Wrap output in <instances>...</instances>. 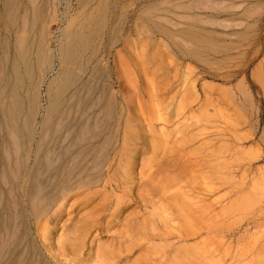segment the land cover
I'll list each match as a JSON object with an SVG mask.
<instances>
[{
    "label": "rangeland",
    "instance_id": "obj_1",
    "mask_svg": "<svg viewBox=\"0 0 264 264\" xmlns=\"http://www.w3.org/2000/svg\"><path fill=\"white\" fill-rule=\"evenodd\" d=\"M34 1H36L35 4ZM105 1L106 0H13L15 5L19 6L17 10L18 15H17L16 26L10 25L8 19L5 16L4 8L7 4V0H4V2L2 0L0 2V7H1L0 8V16H1L0 17V61H1L0 73L2 69L6 68L5 70L2 71V74L5 71V73L12 76L13 73L11 72L12 70L10 69L12 62L14 61L13 59H15V61L18 60V58H15V56H17V54L19 53L17 47L21 49L20 47L22 44L20 45V43H22V40L20 39L22 37H23L22 39L26 38L28 33L32 37L31 38L30 35H28L27 37L29 39V44L34 41L33 43L30 44L33 47L32 49L34 51L43 48L46 51V53L47 51H49L48 53L52 52L49 55L54 56L53 57L54 64H52L51 69H48L47 71H45V73L44 72L39 73L40 71L38 69L34 70L36 71L34 72V79L35 78L39 79L40 77L41 80L39 82L40 88L38 90L40 102L38 109L39 116L38 115L36 116L35 130L37 134H36L35 143L39 139L37 137H39L38 136L40 131L39 124L41 121L43 109L45 108V105L48 102L47 101L48 98L46 97V90H45L47 83L55 76L57 77L58 75L57 48H59L60 43H62L63 41V38L65 40V37L62 36L64 35L63 32L65 30L66 24L72 17H74L77 14V12H85V14H89L90 13L89 11H91L90 9L95 8L99 3H103ZM175 1L176 0H162V1L161 0H139V1L138 0H114V1L107 0L106 1V3L110 2L107 4L111 9L114 8L112 11L115 14L113 12L112 13L117 19V20L115 19L116 20L115 23L116 24L117 22L119 23L117 24L118 28L121 29L122 27L123 28L122 33L124 34L120 35V37L118 38L116 37L117 39L120 40L116 46L113 47L108 46L104 48L105 51H101L102 53L101 52L96 53V57L93 64L96 65L98 64V66H100L102 70L103 68L107 69L106 73L103 72L101 74L102 76L100 75L98 79V82L100 83L98 84L102 85V86L100 85L101 88L104 86L103 88L106 89L107 94L113 92L118 102L117 105L119 104L118 108L122 107V103L124 104L123 97L121 96V94L127 97L130 93L131 94L129 96L133 95L132 91L134 92V88L132 89L131 86L132 87L135 86L136 83L142 85L143 87L144 85H148V86L151 85L152 88L154 89L153 90L151 88L152 89L151 92L153 91L151 93L152 97L148 95L150 94V92H148L147 94V92L141 91V93H139L138 95L139 97L136 95L135 98L133 97V99H135L134 101H136V103L139 101L137 104L135 103V105L136 106L138 105L137 108L140 111L145 112L144 114L145 115L147 114L146 116L151 117L154 113V115L152 116L153 118L151 119L154 120L156 117L157 119L152 121V124L154 125L156 130H159L161 128L163 130L162 132H164L165 137L164 136L163 138L161 137L163 140L161 139L162 141L160 140V143L157 142L158 144L155 141L154 149L153 147L150 146L145 148V151L143 153L144 155L142 154L139 157V160L136 159L137 162L133 166V170L129 173L128 176H126V173L123 172L122 169L119 170V166H121L122 168V166L124 167L125 165L124 162L126 159L125 158L126 155H123L122 157L123 159H121L119 156H115L113 158L114 160H112L113 162L112 161L110 162V167L108 168V170L105 167L106 172L104 171V174H106L107 176L106 177L107 187L103 189L101 185H98L92 189L94 193L93 194L91 193V196L89 195L87 197L85 196L87 189L84 190V188L80 189L79 190L80 192L78 191L79 194L75 192V196L74 194L70 195L67 198L68 200L66 201V203L67 202L68 203L67 204L65 203L64 206H62V208L58 212L61 214L60 217L56 219V213H55L54 215L55 219L52 223L47 222L46 220L47 217L43 218L42 216L41 218L39 217V219L37 218L38 220L37 219L33 220L32 218H31L32 220L29 219L30 225H28V229L29 231H31L32 239L36 240L37 243L40 240L38 235L40 230L39 226H41L42 222L44 224L46 223L44 226L48 227L49 235L47 237L48 239L45 244H47L50 248H53L52 250L55 252L54 254L58 255L59 258L58 261L60 264H64L65 261L68 260V257L70 258L73 255L72 253L69 254L67 252L64 253V251H62L63 247L67 246L66 245L67 243L64 242L63 240L64 237H68L70 240L72 239L71 241L76 240L74 242L76 243L78 242L77 244H79L80 242L79 244L80 249L78 250L79 252H77L78 256L80 257L78 259V262L76 261V263L75 262L69 263L68 261H66L65 264H97L99 262L97 261V259H100V261H102L105 264H115V263L144 264V259L142 257V255H144L143 250L135 249L131 251V249H129L130 251L127 255L128 258L127 257L124 258L125 257L124 254H120L118 250L112 251L110 247L112 244L116 246L119 245V247L123 252L127 246L131 245L132 240L131 239H130L131 241L129 239L127 240V236H129L130 234L133 235V233L130 232L126 224L128 222L131 223L132 222L131 219H133V217H136L137 215H138L137 218L140 221H142L141 225L143 223H144L143 225H145L146 222L154 223L155 221L154 228L156 229V231H160V232L165 231L167 227L175 228L176 227L175 222L180 223L179 224L181 225L180 231L182 230V227H185L182 230V232L186 231L185 233L187 232L191 233L192 228L193 229L195 228L194 231L196 232L201 230L200 232H198L199 235H197L196 237L195 236L190 237L185 242H181V243L187 242L186 244L191 245L192 243L194 244L196 241H199L200 239L199 242H202L200 243V248L203 251L204 250L207 251L209 247H210L209 250L211 249L210 251L208 250V252L210 253L205 251L204 253L205 257L204 255L202 256L203 257L202 259H205L204 261L208 259L209 260L217 259L216 260L217 262H219L220 260L219 262L220 264H222V262L223 264H233L234 262L235 264H238V262H247L249 264L250 262L248 261L251 258V262L253 261L252 264H255V262L257 264L258 261L259 262L263 261L262 263L261 262L260 263L264 264V256H260V257L257 256V258L256 256L254 257V255L255 254L258 255V253L260 255H264L263 253L264 251L263 248L264 247L263 244L264 243V188H263L264 187L263 185L264 184V177H263L264 176V96H263L264 95V89H263L264 0H201V1L177 0L176 2ZM186 4H188V6ZM31 7H33V10L36 8L37 13L40 15L38 20L34 18L33 10H31L32 9ZM26 8L30 16V18L28 19V21L30 20L29 24H31L32 22L31 27L32 26L35 27L30 30L31 33L28 30L30 27L27 24H24L26 21H23L24 19H22ZM2 12L4 13V15ZM119 13L120 16L118 15ZM240 13H242L243 15ZM184 16H186V18H184ZM122 17H124L123 20H121ZM31 18L33 19L31 20ZM158 18L160 19V21ZM33 20H35V23L33 22ZM120 20L123 22H120ZM151 22H153V24ZM21 25L22 27H20ZM154 25L155 26L157 25L158 28L160 27V29L161 28H163V30L165 29L166 34L169 31L168 33L169 34L171 33L170 34L171 36H169V34H167L166 36L162 32H161L162 34L160 32L157 33L156 31H154ZM24 28L25 31L27 32L23 31ZM141 29L143 30L140 39L142 41L141 44H143V46L145 44L144 47L143 46L139 47V45L141 44H138L136 42L138 41L137 40L138 38L136 37L137 36L136 31L140 30L141 32ZM22 31L25 33H23ZM132 33H134L135 36ZM195 37L198 39H196ZM191 38L194 40V42ZM125 40L127 41V43ZM199 42H201L202 44ZM3 43H5L6 45ZM124 43H126L127 45H124ZM135 43L138 45H136V48H133L132 44L135 45ZM35 44H37V46H34ZM95 44L97 43L93 44V47L92 49H90V51L96 50L95 46L97 47L98 45ZM43 49L42 51H44ZM146 49L150 52H153V54L156 55L155 62L157 63V65L156 63L152 64L154 66L151 65L152 68L154 67L153 68L154 70L152 71L149 70L147 62L146 63L143 62L144 64L143 66L147 67L144 70L147 69L149 70V72L150 71L151 72L145 74L143 72L142 74L140 73V70L143 71L142 70L143 68L139 69V71L138 70L136 71L135 65L133 63V58L137 56H138L137 59L143 58L144 55L141 54L147 51ZM152 49L154 50L152 51ZM229 49L230 51H228ZM191 50H194L195 53L197 52L198 57L197 54H195L197 58L195 56H191V54L193 55L194 53V52L191 53L192 52ZM133 53H138V54L136 55ZM5 55L8 57H6ZM159 57L161 58L162 62L161 60H158ZM16 63L22 66V63L19 60L16 61ZM1 65L5 67L3 68ZM140 65L142 66V64ZM117 71L120 75V78H117ZM165 72L167 74H165ZM2 74H0V85L4 84L3 80H1ZM146 80L148 81L151 80L152 84H150L151 82L145 84ZM12 82H13V77L11 79V83ZM90 85L92 86V84ZM218 89L219 90L222 89L221 92ZM243 89L245 92L243 91ZM24 90L27 92L28 88H24ZM24 90H19V94L21 99L25 100L23 102H25L24 105H26L27 98ZM119 90L121 91V93L119 92ZM245 94L247 95L245 96ZM244 96L247 98H243ZM136 97H138L139 99H136ZM154 101L157 102V104L155 103V105H152ZM149 102L151 103L152 106L149 104ZM158 102L160 103V105ZM248 103L250 105H248ZM228 104L231 105L229 106ZM143 105L145 106L143 107ZM149 107L152 108L153 110L150 109ZM218 107L220 111H223L220 114H219L220 111L219 112L217 111ZM155 109L156 111H154ZM204 110H206L205 111L206 114L204 113ZM0 113H1V109H0ZM100 114H102L100 110H98L97 112L95 111L94 116L92 117L93 120L96 118L95 116L100 117L101 116ZM157 114L158 115L160 114L159 115L160 117H158ZM85 118L87 119V123L83 122L84 120H86ZM85 118H82L81 119L82 121L80 120L78 122L76 128L85 129V127L87 128V125L85 124H89V122L91 123L93 121L92 118L89 119L90 117L88 118L85 117ZM207 119L208 122L206 121ZM55 122H56V118H54V123ZM80 124L81 127H78L80 126ZM75 125H76V121H75ZM83 125H85V127ZM3 130L4 128L2 124V114H0V149L2 151H3L2 148L4 143L3 141H1L2 140L1 135L3 134ZM109 135L110 134L107 133V135L105 136H109ZM42 138L40 139V141L43 140L44 144L49 143L48 145L45 144L47 146L46 148L52 149L51 151L48 150L49 151L48 155H50L51 152L55 151L50 156L51 161L53 160L54 163L52 161V164H50L49 167L51 166L50 168H53L56 166L55 165L56 140L54 141L51 140V138H49L48 135L46 136V138L44 139ZM235 138L237 139L235 140ZM164 140H165L164 142L165 147L162 144ZM8 141L10 143L12 142V139L9 136H8ZM43 141H41L40 144H42ZM131 141L130 142L126 141L127 143L125 142L127 146L131 145L130 147H125L126 152H128L129 150L134 151V147L136 146V144L134 145L133 142ZM64 143L65 142H63L62 145ZM161 144L163 147L161 146ZM1 150L0 152H2ZM111 152L112 151H110V153ZM148 152H150L151 154ZM214 153L217 155H215ZM0 154H3L4 157L3 152ZM111 155L113 156L112 153ZM119 155H122V153H120ZM176 157L177 159L175 161ZM116 161L117 163L119 162L120 163L117 165ZM144 161L147 162V164ZM170 164L173 165L171 170L168 167V165ZM176 172L179 173L176 174ZM51 174H54V171H50V173H48V175ZM169 177L172 179L167 180L170 179ZM173 177H175V179H173ZM52 179L53 178H51L50 183L48 184L53 183L54 179L53 180ZM174 180H176L177 182L176 181L175 182L178 183V185L180 186H178L177 184L176 185L182 188L180 189L177 188ZM3 181L4 180L0 178V182H1L0 189L1 190L4 189L7 191V186L4 184L5 181L4 182ZM153 185L154 188L157 186V188L155 189L158 194L157 196L152 197V200L157 201L158 195L160 196L165 195V193L167 192L166 189L173 187L168 190L170 194L166 193L168 194L165 195L166 198L171 196L170 199H172L176 193V190L174 191V189L177 188L178 191L180 190L179 192L183 190L186 193L185 195L189 199L190 203H192V200H194L195 202L193 201L192 204L198 203L200 206L198 204H196L197 207L199 206L198 208L195 206V204L192 206V207L195 206L194 208L197 209V210L194 208L191 209L194 212L193 214L192 212H186V210L181 209L182 212L185 213L184 216L181 210H179L177 206L173 205L174 207H176L175 209L174 207L171 208L172 210L174 209L173 211H175L176 209L179 210L174 212L175 215V219L173 221L174 223L173 222L170 223L166 221L162 222L163 220L159 217V214L154 215L155 216L154 218L153 214L149 213L151 209L153 210L152 205L151 206L149 205V207L142 206L144 205L143 201H147L151 198L148 197V195L150 194L149 193L150 190L147 189H149V187H153ZM166 185H169L170 187ZM254 186L257 189L254 188ZM240 187L242 188V190H247V191L250 187H252L255 191L253 189L252 190L256 193V195H252L255 193L253 191H250L244 194L245 196L248 193L250 195V198L251 196L254 197L256 196L255 198L252 197L254 200L256 199L255 201H252V203H250L251 201H249L248 204L245 203L246 205L244 209L246 210L241 208L244 206L241 204L240 206L235 208L236 205L235 203L239 204L241 202V201L239 202L235 201L236 197L239 196L238 190L240 189ZM48 189H49V185L48 188L45 189V191H48ZM163 189L164 191L162 192ZM261 190H262V194L260 193ZM161 192L164 194H162ZM179 194L180 193H178L177 195ZM233 198L235 202L232 201ZM243 200L245 202L246 198L242 199V203ZM228 201L232 202V204L230 205V202ZM116 202H118V204ZM246 202H248V200ZM227 204L229 206H227ZM247 205H249L248 208L250 207L252 209H248ZM123 206L124 208H122ZM230 206L234 207L235 211L238 209V211L233 212L234 210ZM90 207L92 208L88 209ZM205 207L206 208L209 207V209L208 210L206 209L207 210L206 211L204 209ZM227 207L229 208L227 209ZM239 210L240 211L243 210V211L240 212ZM156 211L158 212V210ZM177 212H179V214ZM94 214H96L97 216ZM182 214L183 216H181ZM210 214L212 215L214 214L212 219ZM48 215H50V213H48L47 216ZM192 215L193 217L195 215L196 218L198 217V220H196V224H194L193 222L195 220V217L194 220L192 221L193 223L191 222L190 224V221L193 218L191 217ZM202 215L205 216L203 217ZM207 215L210 218H208ZM200 216L202 218L199 221ZM150 217L152 218L151 220ZM157 217H159L158 222L160 221V223L157 222ZM179 217L180 219L184 217V221L183 219L180 220ZM187 217L188 218L191 217V218L188 219ZM214 217L216 220L214 219ZM205 219L206 220L208 219L207 221L211 219L210 224L207 221H205ZM36 220L38 223L36 222ZM125 220L126 223H121L122 221L125 222ZM185 221H187V224ZM205 222L209 227H207L206 224L204 226H206L207 228L202 226L203 225L202 223ZM34 224L35 225L40 224V225H37L38 226L37 228V226L34 227L35 226ZM172 224H174L175 227L172 226ZM188 224L189 227L191 226L190 228L187 227ZM142 227L143 226H141V228ZM196 227H199V229L200 228L201 229L200 230L198 228L196 229ZM36 230L37 232H35ZM74 230L76 232H74ZM165 233L167 234L166 242L170 241L172 244H174V242L175 244L178 243L175 237L174 238L172 237L173 236L172 234L171 236L170 233L168 232L169 235L171 236L172 239L171 241L169 239L170 236L168 235V233L167 232ZM174 239L176 241H174ZM60 240H62V243ZM19 243L21 244L22 241H19ZM128 243H130V245ZM22 244L23 246L25 245L24 243ZM57 244H58V248L56 246ZM40 247L42 249V246ZM247 248L250 251L247 250ZM257 250L258 251L260 250L262 252L260 251L258 252ZM108 254L109 257L108 259H106ZM46 255L47 254L45 253V256ZM181 256L180 259L183 261L181 263H185V264H187L189 260L192 261L198 257L195 256V254L193 255L191 254V257L190 255H186L184 256L185 258H183V255ZM48 257L49 256L47 255L46 258ZM261 257L263 259H261ZM186 258L187 259L191 258V259L187 260ZM247 258L249 259L248 261ZM223 259L225 260L223 261ZM255 259H258V261L257 260L255 261ZM50 261L53 264H56V261L54 260H50ZM171 261L173 264H175L176 262L178 263L177 258L176 261L175 259ZM157 262H159V259ZM160 264H162V261Z\"/></svg>",
    "mask_w": 264,
    "mask_h": 264
},
{
    "label": "bare ground",
    "instance_id": "obj_2",
    "mask_svg": "<svg viewBox=\"0 0 264 264\" xmlns=\"http://www.w3.org/2000/svg\"><path fill=\"white\" fill-rule=\"evenodd\" d=\"M106 1L103 3H99L95 8L90 9L91 11H89L90 12L89 14H85V12H77V14L74 17H72L70 20L68 19L69 21L66 24L65 30L63 32L64 35L62 36V37H65V40L63 38L62 43H60V46L58 44L59 48H57V50H58V52H57L58 53V56H57V58H58L57 59L58 60V75H57V77L55 76L53 79H51L47 83V86L45 89L46 90V97L48 98L47 99L48 102L46 103L45 108L43 109L41 121L39 124V130H40L39 135H38L39 137H37L39 139H38V141H36V143H35V139H36L37 133L35 130V126H36V116L38 115V112H39L38 109H39V102H40L39 99L40 98H39L38 90L40 88L39 82L41 80H40L39 76H38L39 79L37 78L38 80L35 78L37 81L34 79V72H36L34 70L38 69L40 71L39 73H41V72L45 73V71H47L48 69H51L52 64H54L53 63V57L54 56L49 55L52 52L48 53L49 51H47V53H46V51L43 48L42 49L44 51H42V49H38V50L34 51L32 49L33 47L30 45L34 41L32 39L33 42L30 41L31 43L29 44V39L27 37L30 34L28 33L26 38L22 39L23 38L22 37L20 39V40H22V43H20V45L21 44L22 45H21V47L19 46L21 49H19L17 47V50L19 53L17 54V56H15V58H18V60L22 63V66H20L19 64L16 63V61H18V60L15 61V59H13L15 62L13 60H11L14 63L12 62L11 69H10V70H12L11 72L13 73L12 76L5 73V71L2 74V71L5 70L6 68L1 70V73H0V74H2L1 80H3V82H4L3 85H0V109H1L0 114H2V124H3V128H4L3 134L1 135V139H2L1 141H3L4 144H3V148H2L3 151L1 149L0 150L4 153V157H3V154H0V178H2V180L5 181V182L4 181L3 182L7 186V191L4 190L3 188H2L3 190L0 189L1 190V192H0V264H53L50 260H54V261H56V264H60L58 261L59 260L58 255L54 254L55 252L52 250L53 248H50L47 244H45L47 242V239H48L47 237L49 235L48 227L44 226L46 223L44 224L41 221L42 224H41V226H39L40 230L38 229L39 230L38 235H39V239H40L38 242L40 244L39 245L36 242V240L32 239V237H31L32 236L31 231H29V229H28V225H30L29 219L32 218L33 220H35L37 218L39 219V217L41 218V216H42L43 218L47 217V219L45 218L47 220V222L52 223L55 219L54 218L55 213H56V219L60 217L61 214L58 212L60 211L62 206H64V204L68 200L67 198L70 195L74 194V196H75V192L77 194H79L78 191L80 189L84 188V190L87 189L86 193L84 192L85 196L87 197L89 195L91 196V193L92 194L94 193V191L92 190L94 187H96L98 185H101V187L103 189H105L107 187L106 186L107 185V181H106L107 176H106V174H104V171L106 172V169L108 170V168L110 167V162L112 160H114L113 158L115 156H119L121 159H123L122 158L123 155H126V157H125L126 159L124 158L125 159V162H124L125 165H124V167L122 166V168H121V166H119V170L122 169L123 172L126 173V176H128L129 173L133 170V166L137 162L136 159L139 160V157L144 153L145 148L150 146V147H153V149H154L155 141H156V143L157 142L160 143V140L164 136V132H162L163 130L161 128L159 130H156L154 125L152 124V121L157 119L156 115H155L156 118L154 117L155 118L154 120L151 119V118H153L152 116L154 115V113H153V115L151 114L152 115L151 117L146 116L147 114L145 115L144 114L145 112H142L137 108L138 105L137 106L135 105L136 101H134L135 99H133V97L135 98L136 95L138 96L139 93H141V91L147 92V94H148V92H150V94H148V95L151 96V93L153 92V91L151 92V90L153 89L151 85H149L150 87L148 85H144V87H143L142 85L136 83L135 86H133V87L131 86L132 89L134 88V92L132 91L133 95L129 96L131 94L130 93L127 97V96H124L123 94H121V96L123 97L124 104L122 103V107L118 108L119 104L117 105L118 102H117L116 96L113 94V92L107 94L106 89L103 88L104 86L101 88L100 87L101 84H98V83H100V82H98L100 75L103 72L106 73L107 69L102 67L103 68V70H102L101 67L98 66V64L97 65L93 64L95 57H96V53L101 52V51H105L104 48H106L108 46L109 47L116 46L120 41L117 38L120 37V35L124 34V33H122L123 28L122 27H121V29L118 28L117 24H119V23L118 22H117V24L115 23V21L117 19L113 15L114 12L112 10L114 8L111 9L109 7V5L107 4L110 2L106 3ZM3 2H4V0H3ZM35 2L36 1H34V4H35ZM186 5L188 6V4H186ZM18 8H19V6L15 5L13 0H7V4L4 8L5 9L4 13H5L6 18L8 19L9 24L12 26L17 25L16 21H17V15H18L17 14ZM31 8H32L31 10H33V7H31ZM225 9H224V11H225ZM23 11H24V9H23ZM208 11H209V9H208ZM4 13H3V15H4ZM31 13H30V15H31ZM147 13H148V11H147ZM242 13H243V11H242ZM242 13H240V14H242ZM141 14H140V16H141ZM118 15L120 16V13ZM33 16L37 20L40 17V15L37 13L36 8L33 10ZM171 16H172V14H171ZM197 16H198V14H197ZM29 18H30V16H29L28 10L26 8L24 15H23V18H22V19H24L23 21H26V22L25 23L23 21L22 22L24 24H27L30 27L28 29L30 32V30L32 28H35V27L34 26L31 27L32 22H31V24H29V21H30V20L28 21ZM123 18L124 17H122L121 20H123ZM184 18H186V16H184ZM32 19L33 18H31V20ZM49 19H50V17H49ZM121 20H120V22H123ZM159 21H160V19H159ZM33 22L35 23V20H33ZM141 22H143V21H141ZM151 23L153 24V22H151ZM162 24H164V23H162ZM22 25L20 27H22ZM217 27H218V25H217ZM40 29H41V27H40ZM142 30L143 29H141V32H140V30H138V31L135 30L136 35H137L136 37L138 38L137 39L138 41H136V42L138 44H141V42H142L140 39V36L142 34ZM23 31H25V28L23 29ZM154 31H156L157 33L162 32L166 36H167V34H169L168 30H167L168 32L166 34L165 29L164 30H163V28L160 29V27L158 28L157 25L156 26L154 25ZM25 32H27V31H25ZM25 32H23V33H25ZM132 34H134V33H132ZM170 34H169V36H171ZM43 36H44V34H43ZM134 36H135V34H134ZM30 37H31V35H30ZM188 37H189V35H188ZM66 38H67V40H66ZM196 39H198V38H196ZM37 42H39V41H37ZM134 42H135V40H134ZM193 42H194V40H193ZM5 43H3V44H5ZM94 43H97L95 45H98V46L97 47L95 46V48H96V50L94 49L95 51H90V49H92ZM126 43H127V41H126ZM126 43H124V45H127ZM199 43H201V42H199ZM138 44H136V43H135V45L132 44V47L136 48V45H138ZM208 44H210V43H208ZM34 46H37V44H35ZM142 46H143V44L139 45V47H142ZM144 46H145V44H144ZM152 47H154V46H152ZM197 48H199V47H197ZM153 50L154 49H152V51ZM89 51H90V54H89ZM191 51H192L191 53L194 52V50H191ZM228 51H230V49ZM3 54H5V53H3ZM133 54L137 55L138 53H133ZM195 54H197V52L196 53L194 52L193 55L191 54V56L196 57ZM141 55H144L143 58L137 59L138 56L133 58V63L135 65L136 71L137 70L139 71V69H141V68H143L142 69L143 71L140 70V73H142V74H143V72H144V74L148 73L149 70L153 71L154 67L152 68L151 65L156 63L155 62V59H156L155 56L156 55L153 54V52H150L148 50L143 52V54H141ZM162 56H161V58H162ZM6 57H8V56H6ZM197 57H198V54H197ZM161 58L159 57L158 60H161ZM9 61H10V59H9ZM261 61H262V59H261ZM143 62H145V63L147 62L149 70H147V69L144 70L147 67L143 66L144 65ZM161 62H162V60H161ZM140 64H142V66ZM156 65H157V63H156ZM210 65H211V63H210ZM152 66H154V65H152ZM2 67L4 68L5 66H2ZM38 70H37V73H38ZM131 70H132V68H131ZM115 73H116V71H115ZM165 74H167V73L165 72ZM12 77H13V82L11 83ZM117 78H120L118 71H117ZM127 82H129V81H127ZM148 82H151V80L150 81L146 80L145 84ZM90 84H92V86ZM102 84H104V83H102ZM150 84H152V82ZM164 86H165V84H164ZM24 88H28L27 92L24 90ZM263 89H264V86H263ZM19 90H24L26 93L25 94L26 98H27L26 105H24L25 102H23L25 100H22L20 97ZM120 90H119V92L121 93ZM221 90H219V91L221 92ZM243 91H244V89H243ZM129 92H131V91H129ZM247 94H245V96ZM23 95H24V93H23ZM245 96L243 98H247ZM138 97H136V99H139ZM140 98H141V96H140ZM148 98H150V97H148ZM143 102H144V100H143ZM150 102H149V104L151 105L152 102L151 103ZM245 102H246V100H245ZM155 103L157 104V102L154 101L152 105H155ZM140 104H142V103H140ZM159 105H160V103H159ZM161 105H163V104H161ZM248 105H250V104L248 103ZM25 106H26V108H25ZM144 106L145 105H143V107ZM164 106H165V104H164ZM154 108H156V107H154ZM150 109H152V108H150ZM98 110H100L102 112V114H100L101 115L100 117L95 116L96 118L93 120L92 117L94 116L95 111L97 112ZM154 111H156V109ZM205 111L206 110H204V113L206 114ZM217 111L218 112L220 111L219 107H218ZM221 112H223V111H220L219 114ZM231 112H233V111H231ZM159 115H158V117H160ZM85 117H87V118L90 117L89 119L92 118L93 121L91 123L89 122V124H85V125H87V128L85 127V125H83L85 127V129L76 128L78 122L82 118H85ZM54 118H56L55 123H54ZM208 119L206 120L207 122H208ZM75 121H76V125H75ZM88 121H90V120H88ZM83 122L87 123V119L84 120ZM78 127H81V124ZM107 133L110 135L105 136V135H107ZM231 133H233V132H231ZM44 134H45V137H44ZM47 135L49 136V138H51V140H53V141L56 140V148H55L56 149V164H55L56 166L54 165L55 167H53V168H50L51 166L49 167V165L52 164V161H53V160L51 161L50 156L55 151L51 152V154L48 155L49 154L48 150H50V151L52 150V149L46 148L47 147L46 145H48L49 143L48 144L45 143L46 144L45 145L44 141L41 140V141H43V143L40 144V142H41L40 139L42 137L46 138ZM8 136L12 139L11 143L8 141ZM44 138H42V139H44ZM191 139H192V137H191ZM236 139L237 138H235V140ZM131 140H133V141H131ZM126 141H129V142L131 141V142H133L134 145L136 144L137 147L136 146L134 147V151L129 150L128 152H126L125 147L131 146V145L127 146ZM63 142H65V143L62 145ZM164 142H165V140L163 141L162 144L165 147ZM81 143H83V144H81ZM162 144H161V146H162ZM162 149H164V148H162ZM110 151H112L111 153L113 154V156L111 155ZM2 152H0V153H2ZM124 152H126V153H124ZM150 152H148V153H150ZM162 152H163V150H162ZM120 153H122V155H119ZM152 155H153V152H152ZM215 155H217V154H215ZM154 156H155V154H154ZM154 158H156V157H154ZM176 159H177V157L175 158V161H176ZM118 160H119V158H118ZM117 161H116V164L118 165L120 162L117 163ZM221 162H222V160H221ZM53 163H54V161H53ZM145 163L147 164V162H145ZM150 164H151V162H150ZM105 167H106V169H105ZM168 167L171 170L173 165L170 164V165H168ZM174 168H176V167H174ZM165 169H167V168H165ZM219 169H221V168H219ZM217 170H218V168H217ZM217 170H216V172H217ZM50 171H54V174L48 175V173H50ZM211 171H213V170H211ZM226 172H228V171H226ZM177 173H179V172H176V174ZM122 174H124V173H122ZM176 174H174V175H176ZM52 175H53V177H52ZM51 178H53L54 181H53V183L48 184V183H50ZM161 178H163V177H161ZM171 179L172 178L167 179V180H171ZM173 179H175V177H173ZM175 181L176 180H174V182ZM254 181H255V179H254ZM174 182H172V183H174ZM176 182H175V185L176 184L178 185V183H176ZM154 183H157V182H154ZM48 185H49V189H48V191H45V189L48 188ZM177 185H176L177 188H179V189L182 188V187H178L180 185H178V186ZM166 186L170 187L169 185H166ZM162 187H163V185H162ZM122 188H123V186H122ZM155 188H157V186ZM155 188L153 185V187H149V189H147V190H150V192H149L150 194L148 195V197L149 198L151 197V198L147 201H143L144 205H142V206L143 207H149V205L150 206L152 205L153 210L151 209V211H149V213L153 214V216L156 214H159V217L163 220L162 222L166 221V222L172 223L175 219L174 212L179 211L181 209L186 210V212H192V214L194 213L193 210H191V209H193L196 206V204H198V203H196V204L194 203L195 206L192 207L194 205V204H192L194 200H192V203H190L189 199L185 195L186 193L183 190H182L183 192L181 191L182 192L181 193V192H179L180 190L179 191L177 190V188L174 189V191L176 190L175 196H173V198L170 199L171 196L166 198L165 195H168L166 193H169L168 190L173 188V187H171L169 189L165 188L167 190L165 195H161V196L158 195L157 201H155V200H152V197H155L158 194ZM254 188H256V187L254 186ZM158 189H160V188H158ZM252 189L253 188L250 187L247 191V190H242V188L240 187V189H239L240 191L238 190L239 196L236 197L235 201L236 202L241 201V202L239 204L235 203L236 204L235 208H237L241 204V205H244L243 207H241L244 209L245 205L248 204L249 201H251L250 203H252V201L256 200V199L254 200L252 198L254 196H251V198H252V200H251L250 195L248 193H247V195L244 196V194H246V192H250V191L254 190V189L253 190ZM100 190H102V189H100ZM262 190H261V192L259 191L261 194H262ZM163 191H164V189L162 190V192ZM172 191H173V189H172ZM177 192L180 194L177 195L178 194ZM183 193H184V195H183ZM146 194H148V193H146ZM162 194H164V193H162ZM252 195H256V193L252 194ZM71 197H73V196H71ZM245 198H246V200H245V202L243 200V203H244L243 204L242 199H245ZM78 199H81V198H78ZM172 200H173V202H172ZM247 200H248V202H246ZM232 201L235 202L234 198L232 199ZM228 202H230V201H228ZM116 203L118 204V202H116ZM231 204H232V202H230V205ZM173 205L177 206L179 210L176 209L175 211H173L176 208ZM256 205H257V203H256ZM227 206H229V205L227 204ZM248 206L249 205H247V208H248ZM173 207H174V209L172 210L171 208H173ZM230 207H232V206H230ZM91 208L92 207H90L88 209H91ZM122 208H124V206ZM228 208L229 207H227V209ZM232 208H233V210L235 209L234 207H232ZM194 209H196V208H194ZM204 209L208 210L209 207L208 208L205 207ZM248 209H252V208L249 207ZM156 210H158L159 213ZM182 210H181V212H182ZM244 210H246V209H244ZM88 211H90V210H88ZM236 211H238V209ZM236 211L234 210L233 212H236ZM241 211H243V210H241ZM155 212H157V213H155ZM197 212H199V211H197ZM197 212H196V215H197ZM48 213H50V215L47 216ZM177 213L179 214V212H177ZM206 213H203V214H206ZM183 214L185 216V213H183ZM183 214L181 216H183ZM94 215H96V214H94ZM210 215H211V219H212L214 214L213 215L210 214ZM137 217H138V215L136 217H133V219H131L132 220V222L130 221L131 223L128 222L126 224L128 229L130 230V232L133 233V235H131L129 233L130 235L127 236V240L128 239L132 240V241L130 240L132 242L131 245H130V243H128L130 246L126 245L127 247L124 249L123 252H122L121 248L119 247V245L116 246V245L112 244L110 246L112 251L118 250L120 252V254H124V256H125L124 258L127 257L128 253L130 251L129 249H131V251L136 249V250H143L144 255H142V257L144 259V264H160L161 261H162V264H173L171 260L175 259V261H176V258L178 259L179 264H185V263H181L183 261L180 259V256L183 255V258H185L184 256L190 255V257H191V254L192 255L195 254V256H198V257L195 258L193 256L195 259L192 261L189 260L190 262L188 261L187 264H217L220 262V260H219V262H217L216 261L217 259H215V260L214 259L213 260L208 259L206 261H204L205 259H202L203 255L205 257L204 253L206 250L203 251L200 248V243H202V242H199L200 239H199V241H196L194 244L192 243L191 245L186 244L187 242L181 243V242H185L190 237H193V236L196 237L197 235H199L198 232L201 231L200 230L201 228L199 229V227H196V229L198 228L200 230L197 232L194 231L195 228L194 229L192 228V232L190 231L191 233H188V232L185 233L186 229L184 230L185 232H182L183 228H185V227H182V230L180 231V227H181V225H179L180 223L175 222L176 227L174 224H172V226H174L175 228L167 227L165 231L160 232V231H156V229L154 228L155 221H154V223L153 222H146L145 225H147V226H145V225H143L144 223L141 225L142 221H140ZM148 217H149V214H148ZM159 217H157V222H158ZM180 217H179V219H180ZM191 217H193V215ZM191 217H189V218H191ZM194 217L190 221V224L194 220ZM154 218H155V216H154ZM201 218L202 217L200 216L199 221ZM208 218H210V217L208 216ZM151 219L152 218L150 217V220ZM181 219H183V221H184V217ZM214 219H215V217H214ZM37 220H36V222H37ZM126 220H125V222L122 221L121 223H126ZM196 220H198V217L197 218L195 217V220L193 221L194 224H196ZM207 220L205 219V221H207ZM210 220L207 221L209 224L211 222ZM148 221H149V218H148ZM185 222L187 224V221H185ZM185 222H184V224H185ZM201 222H202V220H201ZM158 223H160V221ZM202 224H201L202 226H204L205 224L207 226L206 222L202 223ZM37 225H40V224H36L34 227H36ZM31 226H33V225H31ZM141 226H143V227L141 228ZM206 226H204V227H206ZM187 227L190 228L191 226L189 227V224H188ZM207 227H209V226H207ZM37 228H38V226H37ZM35 232H37V230ZM74 232H76V231L74 230ZM165 232H167V233L169 232L170 235L172 234L173 236L172 235L171 236L173 238L175 237V239L177 240L178 243L175 244V242H174V244H172L170 241L166 242V235L167 234ZM205 232H206V230H205ZM169 233H168V235H169ZM82 234H83V231H82ZM120 234H121V232H120ZM35 235H36V233H35ZM171 236L169 237V239L172 241ZM33 237H35V236H33ZM175 239H174V241H176ZM63 240H64V242L67 243L66 245L68 247L64 246L62 251H64V253L67 252L69 254H71V253L73 254L70 258L68 257V260H66V258H65V260L68 261L69 263L70 262L76 263V261L78 262V259L80 257L78 256L77 252H79L78 250L80 249V246H79L80 242H79V244H77L78 242L77 243L74 242L76 240L71 241L72 239L70 240L68 237H64ZM19 241H22V243H24L25 245L23 246V244L22 243L20 244ZM60 241L62 243V240H60ZM40 246H42V249ZM56 246L58 248V244ZM259 247H260V245H259ZM209 248H208V250H209ZM248 248H247V250L250 249V248L249 249ZM204 249H205V247H204ZM208 250L206 252H208ZM260 252H262V251H260ZM45 253L49 256L48 258H46L47 255L45 256ZM96 253H98V252H96ZM199 253H201V254H199ZM208 253H210V252H208ZM263 253H264V251H263ZM200 255H201V257H200ZM255 256L257 258V256L260 257V256H264V255H260L258 253V255L255 254L254 257ZM108 257H109V254L107 255L106 259H108ZM158 259H159L160 263L157 262ZM179 259H180V262H179ZM188 259H191V258H188ZM261 259H263V258L261 257ZM224 260L225 259H223V261ZM231 260H233V259H231ZM242 260H243V258H242ZM248 260L249 259L247 258V261ZM252 260H254V259H252ZM256 260L258 261V259H255V261ZM66 261H65V263H66ZM97 261H99L97 264H105L102 261H100V259H97ZM248 262H250L249 264H252L253 261L251 262V258H250V260ZM260 262L258 261L257 264H261L263 261L261 263ZM93 263H95V262H93ZM109 263H111V262H109ZM178 263L176 262L175 264H178ZM222 264H223V262H222ZM233 264H235V262ZM238 264H248V263L247 262H238ZM255 264H256V262H255Z\"/></svg>",
    "mask_w": 264,
    "mask_h": 264
}]
</instances>
